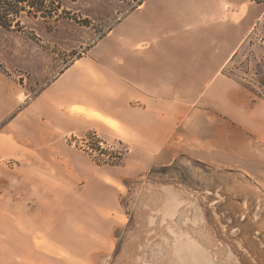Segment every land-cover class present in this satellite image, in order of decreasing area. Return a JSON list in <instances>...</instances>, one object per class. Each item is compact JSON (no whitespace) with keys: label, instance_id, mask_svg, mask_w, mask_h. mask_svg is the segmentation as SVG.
<instances>
[{"label":"rangeland","instance_id":"obj_1","mask_svg":"<svg viewBox=\"0 0 264 264\" xmlns=\"http://www.w3.org/2000/svg\"><path fill=\"white\" fill-rule=\"evenodd\" d=\"M15 1L0 0V17L5 13L2 3ZM28 1L37 3V8L22 4L26 11L19 16L0 19L1 150L14 143L9 135L11 126L29 132L43 128L44 114L51 109L47 100L51 87L67 77L115 21L142 3ZM38 9L49 15L43 18L41 13H31ZM227 73L264 96V19ZM71 78L73 74L61 84V91L73 89ZM60 109L74 123L68 113L71 109L63 105ZM67 129V125L59 128V141L96 165L113 170L114 178H121L119 211L101 215L93 210L98 202L109 199L101 189L76 196L80 194L78 186L71 189L52 175L45 179L41 165H30L37 160L22 162L0 153L3 237L23 242L27 237L44 236L72 243L65 246L67 250L81 254L84 260L62 264H264V183L187 155L171 165L145 166L137 152L114 135L106 139L96 131L74 134ZM20 166L26 174L31 173L28 182L12 173ZM90 238L98 241L91 243ZM251 240L255 242L251 244ZM9 246L3 249L4 258L21 257L28 250L20 242Z\"/></svg>","mask_w":264,"mask_h":264},{"label":"crops","instance_id":"obj_2","mask_svg":"<svg viewBox=\"0 0 264 264\" xmlns=\"http://www.w3.org/2000/svg\"><path fill=\"white\" fill-rule=\"evenodd\" d=\"M263 19L264 3L254 0H142L51 87V109L44 114L43 128L29 132L11 126L8 138L14 143L0 153L22 162L37 160L30 165H41L45 179L52 175L71 189L78 186L76 196L94 188L107 192L108 201L93 209L101 215L119 211L121 178L59 141L61 126L74 134L96 131L106 139L114 135L129 144L145 166L171 165L187 155L263 184L264 96L227 73ZM72 74L73 89L61 91ZM62 105L71 109L74 123ZM12 173L21 176V182L32 176L22 166ZM93 241L98 240L90 238ZM12 242L27 246V253L4 258L3 249ZM66 245L72 243L44 236L22 242L0 233V264L84 260Z\"/></svg>","mask_w":264,"mask_h":264},{"label":"trees","instance_id":"obj_3","mask_svg":"<svg viewBox=\"0 0 264 264\" xmlns=\"http://www.w3.org/2000/svg\"><path fill=\"white\" fill-rule=\"evenodd\" d=\"M28 4V6H30L31 8H37V7H35V5H37L38 6V4L37 3H34V2H29L28 0H17V2L15 1V3H2L3 4V6H4V8H2L3 9V11H5V13H2L1 14V17L3 18V20L5 19V18H7V16H9V15H16V16H19V14L22 12V11H26L25 10V8H22L21 7V5L22 4ZM6 4H7V6H6ZM8 7V8H7ZM34 12V13H33ZM33 15H35V16H38L39 15V13H41V16L43 17V18H46L48 15H49V13L48 12H46V11H44L43 9H38L37 11H32L31 12ZM0 17V19H2Z\"/></svg>","mask_w":264,"mask_h":264},{"label":"built area","instance_id":"obj_4","mask_svg":"<svg viewBox=\"0 0 264 264\" xmlns=\"http://www.w3.org/2000/svg\"><path fill=\"white\" fill-rule=\"evenodd\" d=\"M254 2H256L258 4H262V3H264V0H254ZM100 145H101L102 148L104 147V144H103L102 141H101ZM127 149H129V151H131L130 148H127Z\"/></svg>","mask_w":264,"mask_h":264}]
</instances>
